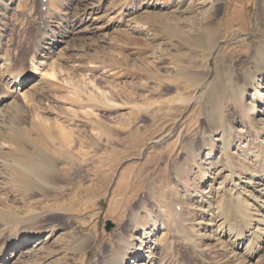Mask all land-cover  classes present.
<instances>
[{"label":"rangeland","instance_id":"obj_1","mask_svg":"<svg viewBox=\"0 0 264 264\" xmlns=\"http://www.w3.org/2000/svg\"><path fill=\"white\" fill-rule=\"evenodd\" d=\"M5 57L0 264H264V0H0Z\"/></svg>","mask_w":264,"mask_h":264},{"label":"bare ground","instance_id":"obj_2","mask_svg":"<svg viewBox=\"0 0 264 264\" xmlns=\"http://www.w3.org/2000/svg\"><path fill=\"white\" fill-rule=\"evenodd\" d=\"M12 38V37H11ZM40 38V37H39ZM10 46V45H9ZM40 48H38V50H39ZM7 51V50H6ZM6 58V57H5ZM7 70L8 72H9V74L11 73V82H9V85H10V87H12L11 89H15V88H17L18 86H21V83H23L24 81L23 80H25L26 79V77H27V74L28 73H16L15 72V66H13V63L8 59V58H6V59H4V58H0V70ZM17 70V69H16ZM1 72V71H0ZM8 74V73H7ZM0 80H1V78H0ZM18 82V83H17ZM42 82V81H41ZM44 84V83H43ZM1 85V84H0ZM23 85V84H22ZM33 85V86H32ZM42 85V84H41ZM40 86V83L38 82H33L32 84H31V86H30V88L29 89H35V88H38ZM19 88V87H18ZM9 96V95H8ZM6 96L5 95H0V106L2 105V103H5L6 102V98H5ZM259 101H260V99H259ZM1 116V115H0ZM4 117V116H3ZM1 118V117H0ZM1 120V119H0ZM2 128V127H1ZM230 135V134H229ZM231 136V135H230ZM229 139V138H228ZM229 146V144L227 143L226 144V150H227V147ZM44 156H46L45 154L44 155H42V157H44ZM45 159H46V157H44ZM40 165L41 164H38L37 166H34L35 168L37 167V169H35L34 167H33V172L35 173V174H37V173H39V172H42V170L44 169V167H43V169H41V167H40ZM35 169V170H34ZM53 169H55L53 166H51L50 167V170H53ZM53 172V171H52ZM232 206H233V203H229L228 204V208H232ZM175 208H176V214H178V212H177V208H178V206H175ZM232 213V212H231ZM177 216V215H176ZM226 216V215H225ZM229 216V215H228ZM164 227V226H163ZM180 227H181V229L183 230V231H185V229H183L182 227H183V225H181V223H180ZM40 228V227H39ZM42 228V227H41ZM163 229H166V228H163ZM180 229V228H179ZM180 229V230H181ZM187 230V229H186ZM35 233L34 234H30V235H28V236H26L25 235V237L23 238V239H21L20 241H16L15 243L16 244H19V246H17L18 248L22 245V247L20 248V249H24L25 250V248L34 240L33 238H35V237H39V236H41V233L43 232V231H40L39 229L37 230V231H34ZM231 235H233L232 233L230 234V236ZM239 236H241L242 237V240H241V242L239 243V245H238V247L240 246V244L243 242V241H245V235H240L239 234ZM234 238H236V236L234 237ZM186 239V241L188 242V248H192V244L194 243V242H190V239L188 238V237H186L185 238ZM130 241V240H129ZM192 241V240H191ZM252 243H254V242H252ZM126 244H127V242H126ZM254 246V245H253ZM36 247V246H35ZM252 247V245H250V250L251 249H253V248H251ZM151 249H153V246L151 247ZM255 250V249H254ZM25 252V251H24ZM38 252H39V250H38ZM33 253V252H32ZM148 253H152L151 251H149ZM29 254H31V252H29L28 253V255ZM132 254V248L130 247V246H128V244L127 245H125V248H124V253H123V256H122V258H124V259H127L128 258V256L129 255H131ZM233 254H236V253H233ZM251 256H254V254H252ZM3 257H2V254L0 255V260L2 259ZM177 259V258H176ZM22 260V259H21ZM237 261V260H236ZM256 261H258L259 262V260H256ZM244 262V260H242V263ZM180 263L181 264H184L183 263V260L181 259V261H180ZM263 263H264V261H263ZM121 264H124L123 262L121 263ZM137 264H159V263H156L154 260H142L140 263H137ZM260 264V263H259Z\"/></svg>","mask_w":264,"mask_h":264},{"label":"water","instance_id":"obj_3","mask_svg":"<svg viewBox=\"0 0 264 264\" xmlns=\"http://www.w3.org/2000/svg\"><path fill=\"white\" fill-rule=\"evenodd\" d=\"M108 225H109V227H108V231H110V229H111V223H108Z\"/></svg>","mask_w":264,"mask_h":264}]
</instances>
